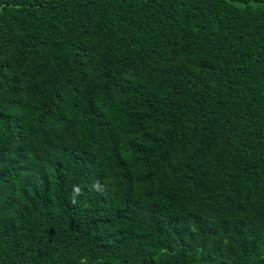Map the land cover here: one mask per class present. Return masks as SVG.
Masks as SVG:
<instances>
[{
  "label": "trees",
  "instance_id": "1",
  "mask_svg": "<svg viewBox=\"0 0 264 264\" xmlns=\"http://www.w3.org/2000/svg\"><path fill=\"white\" fill-rule=\"evenodd\" d=\"M0 264H264V0H0Z\"/></svg>",
  "mask_w": 264,
  "mask_h": 264
}]
</instances>
